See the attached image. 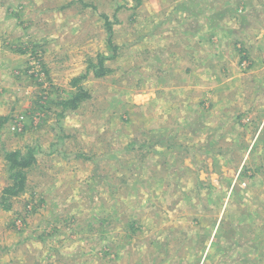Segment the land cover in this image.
I'll return each mask as SVG.
<instances>
[{
    "label": "rangeland",
    "instance_id": "obj_1",
    "mask_svg": "<svg viewBox=\"0 0 264 264\" xmlns=\"http://www.w3.org/2000/svg\"><path fill=\"white\" fill-rule=\"evenodd\" d=\"M9 2L0 264H264V0Z\"/></svg>",
    "mask_w": 264,
    "mask_h": 264
},
{
    "label": "trees",
    "instance_id": "obj_2",
    "mask_svg": "<svg viewBox=\"0 0 264 264\" xmlns=\"http://www.w3.org/2000/svg\"><path fill=\"white\" fill-rule=\"evenodd\" d=\"M110 41H111V38L108 39L107 42L109 44H111L112 51H113L112 53L114 55H116L115 49H117V48ZM104 61H105V58L100 59L98 64H97L98 66L97 65L95 66L98 68V70H96V69L93 70V74L95 77H100L108 71V69L104 68ZM78 92H79L78 94L74 95L73 98L68 99V101H66V102H63L61 100L58 103V105L62 104L63 105L62 108L66 109L67 111L68 110H71V111L74 110L75 108L78 107L80 102H82L86 99L83 97L85 95V91H83L79 88ZM80 94H82L83 96ZM3 120L4 119H1L2 122H3ZM2 122H0V123L2 124ZM159 139H161V138H159ZM159 139H156L157 141L154 142V143H156V145L161 142V140H159ZM154 143H152L151 145H153ZM165 145H169V144H165ZM149 146H150L149 144L141 145L140 148L145 150V148H147ZM82 156L83 155L80 153V157H82ZM90 156H92V155H90ZM90 156H88V157L93 158ZM4 160L6 162L7 175H8V179L11 181V185L3 190L2 196L0 197V206L2 208L7 209L8 208L7 200H9V198L11 196H16L17 194L23 192V190H24L25 183L27 180V170L33 164L36 163L35 149L27 148L25 151L17 149V150L5 152Z\"/></svg>",
    "mask_w": 264,
    "mask_h": 264
},
{
    "label": "crops",
    "instance_id": "obj_3",
    "mask_svg": "<svg viewBox=\"0 0 264 264\" xmlns=\"http://www.w3.org/2000/svg\"><path fill=\"white\" fill-rule=\"evenodd\" d=\"M12 8V4L9 2V0H6V1H4V0H1L0 1V12L1 11H3L4 12V9H7V11L9 10L10 11V9ZM5 13V12H4ZM12 12H9L8 13V15H1L0 14V24L2 23V22H6V20H7V18H10L12 15ZM7 17V18H6ZM4 32L5 34H7V33H9V28L6 26V28H3V27H1L0 26V32ZM4 67H10V64H8V63H6V64H4ZM209 113L210 112H208V114H204V115H209ZM225 114H226V111H224V109L222 108V111L221 112H219L214 118H211V117H209L208 116V118H209V121L211 122V121H214V120H217V121H220V119H222L224 116H225ZM249 121H251V120H249ZM259 132H261V130H259ZM256 133H258L257 132V130L255 129V131L252 133V135L253 134H256ZM254 136V135H253ZM252 136V137H253Z\"/></svg>",
    "mask_w": 264,
    "mask_h": 264
}]
</instances>
